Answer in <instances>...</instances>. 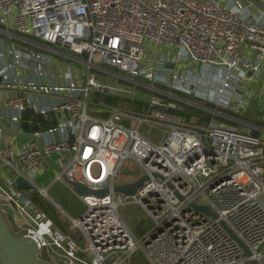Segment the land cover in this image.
<instances>
[{"label":"built area","instance_id":"2783aa9c","mask_svg":"<svg viewBox=\"0 0 264 264\" xmlns=\"http://www.w3.org/2000/svg\"><path fill=\"white\" fill-rule=\"evenodd\" d=\"M250 7L245 0H0L5 33L68 47L83 65L64 67L54 82L37 81L27 74L49 75L55 66L49 55L0 45V88L25 92L6 99L16 112L5 118L12 130L20 131L27 108L68 112L56 126L38 128L27 145L0 147V212L15 234L34 239L39 259L127 264L141 249L152 264H264V127L190 123L156 94L170 97L157 85L206 88V70L214 68L215 100L228 107L234 102L235 112L243 113L254 84L264 86V11L252 14ZM140 77L148 82L140 86L154 93H141ZM34 92L67 96L40 108ZM143 125L165 132L163 141L148 139ZM57 131L61 141L53 137ZM44 152H59L67 163L55 181L66 174L96 189L110 187L103 196H80L86 210L71 218L73 233L31 198L47 196L37 183ZM127 159L149 176L133 196L112 190ZM16 177L30 187H16ZM128 203L142 205L153 220L141 237L120 216ZM193 204L208 206L216 217Z\"/></svg>","mask_w":264,"mask_h":264},{"label":"crops","instance_id":"0c3cea01","mask_svg":"<svg viewBox=\"0 0 264 264\" xmlns=\"http://www.w3.org/2000/svg\"><path fill=\"white\" fill-rule=\"evenodd\" d=\"M245 1L251 2L250 11L252 14H259V13L264 11V0H245ZM263 17H264V15H263ZM14 37H15V35L11 37V36H9V34L5 33L2 29H0V45H2L3 47L6 48L11 43H14L18 47H20L21 46L20 44H22L23 46H21L20 48L33 49V50H37L39 52L46 53L55 62V66L51 69V71L49 72V75H45L44 77L40 78V77H37L35 74H31V73L27 74V75H29L30 78H34L37 81L54 82L55 80H57L58 73L60 71H62L64 67H67L69 65H72L73 67H78V66L83 67V65L81 63L79 64L77 62L78 56L75 55L74 53H72L68 47L61 46V45H49V44H45L39 40H35L32 38H26L25 39L24 37L19 36V35L18 36L16 35V37H19L21 39L26 40L28 45L25 44L24 42H19V41H17L15 43ZM32 42L34 44L31 45L30 43H32ZM210 69H212V68H210ZM208 70L209 69L206 70V88L201 87L200 89H202L204 92H206L207 96H209L210 98L215 100V99H217V93L210 87V82H212V80L216 76L213 75L212 73H210ZM252 90H254L252 96L255 95V97L258 99V109L256 110V116L258 118H261V120L259 119L261 122H264V115L261 111V107H262L263 102H264V86L261 85L260 82H256L254 84ZM16 93L25 94V92L18 90V89H1L0 88V115H2V116H0V118L4 122L5 126L11 131H14V130H12V126L10 124V121H8L5 118H6V115L11 116V115H14L16 112L13 109L7 108V106L5 105V102H6L7 98H9L11 95H14ZM66 96H67L66 93L48 94V95L41 94L38 92L33 93L34 101L37 104V107L39 106L40 108L48 107L51 104L56 103V102L60 101L61 99H64ZM95 98H96L95 101L97 100L99 102H106L105 100L97 99V97H95ZM251 98H253V97H251ZM67 116H68V112L64 111V110L63 111H49V112H46L45 114H43V113L38 112V110H35L34 108H27L26 110H24L21 113L22 123L20 126V131H18V132L14 131L17 134L19 133L21 135H17V134L13 135V134L2 131L0 133V147L1 146L6 147L9 145L17 147V148L23 147V146L27 145L29 143V141L32 139L29 136L33 135V133L35 132L33 130V127L37 126L39 128V130H46L48 128L56 126L57 123L62 118H66ZM96 117L106 118L108 116H96ZM24 122H27V125H26L27 127L23 126ZM53 137L55 140L61 141L64 138V135L61 132L57 131L54 133ZM45 140H48L47 136L45 137ZM50 158L60 168L65 167L67 164L66 161L62 160L61 154L59 152L53 153L50 156ZM57 172L58 171L55 168V166L52 163H50L49 161H47L46 159L44 160L42 167L38 170L37 183L41 187H47V195H48V190H49L50 186L55 182L54 176L57 174ZM2 173L4 176H8V172L6 169H3ZM10 175H12V174H10ZM58 181H61L66 187H68L70 190H72L71 187L68 184H66V182H64L62 180H58ZM36 195L38 197H42L38 193H35V194L31 195V198L33 199V197ZM44 197H42V198L44 199ZM79 198L82 201L80 196H79ZM82 203L85 206V203L83 201H82ZM47 204H48V202H47ZM48 206H49V204H48ZM46 212L57 223V225H59L61 228H64L65 230H68L67 225H65L67 223H65L63 220H60L59 217L55 214V212L52 210V208L50 206ZM81 215L76 216V217H71V218H79ZM127 225L129 226V224H127ZM129 228L131 229L130 226H129ZM132 232H134V231L132 230Z\"/></svg>","mask_w":264,"mask_h":264},{"label":"rangeland","instance_id":"374dc122","mask_svg":"<svg viewBox=\"0 0 264 264\" xmlns=\"http://www.w3.org/2000/svg\"><path fill=\"white\" fill-rule=\"evenodd\" d=\"M14 42H24L27 44V41L24 39H21L19 37H14ZM31 45L34 44L33 42L30 43ZM23 46L22 44H20ZM19 45V46H20ZM28 45V44H27ZM20 46V47H21ZM82 58H86V54L82 55ZM213 75H217V70L212 68L208 70ZM200 72V71H199ZM170 76H168L167 82H169ZM146 79L144 78H138V87H140V91L144 95H150L154 92H150L147 88H142L140 85L144 86V83L146 82ZM136 83V82H135ZM148 83V82H146ZM205 84H206V78H205ZM212 85H219V82L216 80H213ZM159 87L164 85H157ZM166 87V86H165ZM163 88V87H162ZM166 91L169 92V98L178 100L180 102H184L188 105H191L196 108H200L202 110H205L207 112H211L213 114H216L218 117L222 118V121L228 125L236 127L240 130H249L252 128L253 124L260 125L256 122V120H261V118H258L256 116V110L258 109V99L253 95L251 99L248 100V108L243 111V113H237L235 112L236 109V103H232V105H222L218 103L216 100L210 98L206 95V92H204L202 89H200L199 86H188L184 90L176 89V88H164ZM175 90V91H174ZM176 90L182 91L184 93L189 94L190 96L198 97L199 101H195L194 99L189 96V98L183 97L182 95H179V93L176 92ZM215 93V92H214ZM98 97V96H96ZM193 97V98H194ZM95 97L92 96L90 100L95 101ZM201 100V101H200ZM210 104H209V103ZM208 103V104H207ZM212 103V104H211ZM215 104V105H214ZM129 107H134L136 109H139V107H136L133 105V103L128 102ZM238 115V116H235ZM242 116V119H241ZM193 121H197V119H194ZM218 122V121H217ZM261 122V121H260ZM221 123V122H219ZM230 123V124H229ZM263 123V122H262ZM264 127V125H261ZM141 132L150 140L161 143L163 139L166 136V133L163 132L160 129L156 128H149L145 125L141 126L140 128ZM262 137L264 138V134L262 133ZM143 168L142 166L137 163L136 161L132 159H127L122 168L120 169L117 177H116V183H131L136 181L140 176L143 174ZM44 199L48 202L49 206L52 208V210L55 212V214L59 217L60 220H63L65 225H67V229L70 231V233H73L69 228V225L71 224L72 220L71 217H76L81 215L85 212L86 207L82 203V201L79 198V195H76L74 191L70 190L68 187H66L61 181H55L48 190V195L44 197ZM120 216L126 221L127 224L131 227V229L134 231L133 233L141 237L145 233L149 232L150 228L153 225V220L149 213L145 210V208L138 204V203H128L119 208ZM127 264H152L147 256L145 255L144 251L139 249L131 256L130 260Z\"/></svg>","mask_w":264,"mask_h":264},{"label":"water","instance_id":"95a60500","mask_svg":"<svg viewBox=\"0 0 264 264\" xmlns=\"http://www.w3.org/2000/svg\"><path fill=\"white\" fill-rule=\"evenodd\" d=\"M27 122L23 123L24 127H27ZM0 128L7 133L17 134L14 131L9 130L2 119L0 118ZM38 129L37 126L33 127V130L36 131ZM253 135L258 136L259 132L253 131ZM21 135V134H17ZM29 137L34 138L33 135ZM42 149L44 146V142L42 138L38 139ZM74 141V135L69 134V143L72 144ZM44 157L47 161L52 163L57 171H61L60 168L51 158L44 152ZM63 179L66 184H68L71 189L79 196L93 194L97 196H103L110 192V187H105L101 189H96L91 186L84 184L83 182L71 180L66 174H63ZM149 179L148 175L142 174L136 181L131 183H116L112 186V190L114 192L122 193L126 196H133L136 194L137 190L143 186L146 180ZM14 185L16 187L22 188L23 190H27L30 187V184L27 183L22 177H16ZM194 208L205 213H209L216 217V214L206 205H196L193 204ZM82 240V237H79V241ZM81 245L83 246L82 242ZM38 246L34 239L25 235H17L15 234L7 219L0 212V264H51L49 262L43 261L38 258ZM247 250V249H246ZM248 252V250H247ZM249 253V252H248ZM253 264H257L254 262Z\"/></svg>","mask_w":264,"mask_h":264},{"label":"trees","instance_id":"16d2710c","mask_svg":"<svg viewBox=\"0 0 264 264\" xmlns=\"http://www.w3.org/2000/svg\"><path fill=\"white\" fill-rule=\"evenodd\" d=\"M32 39L39 40V39H36V38H32ZM162 87L163 88H167L165 86H162ZM176 92L179 93V95H182L183 97H186V98H189V96H190L189 94L184 93V92L179 91V90H176ZM156 94L161 96V97H163L164 99H166L168 101H171V102L175 103L176 104V108H173L172 111L182 115L186 119V121H188L190 123L207 124L210 121H216V122L218 121V122H221V123H224L223 121H225V120L222 121V118L218 117L216 114H213L211 112H207V111L202 110L200 108L193 107V106L188 105V104H186L184 102H180L178 100L169 98V97L164 96V95L159 94V93H156ZM190 97L192 98V100L194 99L197 102L199 101L198 97H194V96H190ZM191 98H189V99H191ZM97 99H102V100H105L107 103H114V104L120 102V99L114 98V97H109V96H98ZM235 116H238V115H235ZM194 119H197V121H193ZM241 119H242V116H241ZM228 122H230L231 125L234 124L231 121H228ZM256 122L259 123L260 125H264V123L260 122V120H256ZM33 199L44 210L47 211L49 209V206H48L47 202L42 197H38L36 195V196L33 197Z\"/></svg>","mask_w":264,"mask_h":264}]
</instances>
